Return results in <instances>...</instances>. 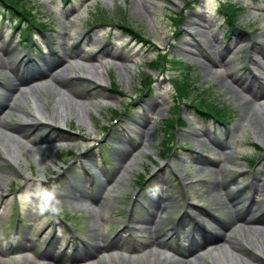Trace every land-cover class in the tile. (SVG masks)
I'll use <instances>...</instances> for the list:
<instances>
[{
  "label": "rangeland",
  "instance_id": "1",
  "mask_svg": "<svg viewBox=\"0 0 264 264\" xmlns=\"http://www.w3.org/2000/svg\"><path fill=\"white\" fill-rule=\"evenodd\" d=\"M13 1L44 30L24 32L29 22L0 5V150L14 146L22 163L20 170L0 154V257L26 248L38 264H173L171 255L189 257L201 242L199 232L194 243L183 233L193 223L206 230L207 241L218 235L211 225L217 232L233 233L242 241L241 254L249 256L248 229L226 225L218 215L225 208L217 202L230 206L228 199L235 198L237 213L248 215L253 206V218L264 211V138L256 134L258 127L264 133V116L256 112L264 100L252 101L229 78L257 75L249 57L255 48L264 51V0H230L239 10L231 24L221 16L224 0H143L146 12L138 8L140 0ZM195 14L204 17L203 28L188 25ZM118 24L128 25L145 42L124 36ZM27 34L30 47L23 39ZM203 49L216 60L224 54L227 65L211 66ZM254 58L264 62L258 54ZM156 59L161 76L147 67ZM40 68H49L48 76L37 77ZM89 68H98L104 81L88 77ZM62 71L59 86L74 96L65 99L79 101L81 96L87 106L69 107L64 123L54 115L49 125L37 116L24 124L19 113L32 114L25 105L30 91L18 83L37 87L41 106L50 113L57 91L51 76ZM183 81L188 95L178 99L173 82ZM111 86L119 95L111 93ZM202 99L226 108L227 121L196 116L194 107ZM244 99L251 103L250 112ZM175 110L185 124L170 129L166 122ZM7 128L25 140L7 134ZM202 131L207 135L201 144L181 135ZM213 159L222 175L200 164L211 166ZM211 180L224 183L228 193L212 192ZM253 183L259 191L254 192ZM45 189L55 190L60 215L38 213ZM157 199L166 208L156 212L157 228L148 230L136 219L152 216ZM79 200L86 205H77ZM190 204L206 210L213 223L193 210L181 220ZM254 229L264 246V226ZM154 230L163 256L150 260L146 243ZM114 253L142 257L136 262L109 258ZM197 253L202 257L198 264L218 263L205 251ZM11 264L31 263L20 259Z\"/></svg>",
  "mask_w": 264,
  "mask_h": 264
},
{
  "label": "bare ground",
  "instance_id": "2",
  "mask_svg": "<svg viewBox=\"0 0 264 264\" xmlns=\"http://www.w3.org/2000/svg\"><path fill=\"white\" fill-rule=\"evenodd\" d=\"M142 2H138L137 6L138 8H140L141 11H147L148 10V6L144 3L143 0H140ZM204 17L201 14H195L194 17H191V20L189 21L188 25H193V26H198V27H202V25L204 24L203 22ZM215 37H213V42L216 43L217 40L214 39ZM209 41H207L208 43ZM187 43V42H186ZM206 48H209L208 44H205ZM184 52H190L189 50L185 51V48H181ZM229 49V48H227ZM204 50V58L209 62V64L211 66H218V65H227V63L224 60V54H220L218 53V56L220 58V60H216L210 57V54L208 53V51L206 49ZM192 53L196 54L194 51H192ZM259 56H261L262 58H264V51H258L257 48H255L253 50V52L251 53L249 60H250V64H253V66H255V68L258 70H256L257 75L256 74H251L249 76V78H237L234 76V74H230L229 78L231 79V82L237 86L240 91L243 94H247L251 97L252 101H260V100H264V62L262 61H256V59L254 57L257 58V54ZM200 54V52H199ZM202 54H200L202 56ZM115 58L122 60L123 57L122 56H115ZM87 61H90L89 59ZM5 65V63H3ZM77 68L79 69V66H77ZM123 69L125 71H128L129 69L127 67H123ZM40 75H38L37 77L43 78L45 76H48V73H50V69L47 68L42 69L40 68ZM263 72V73H261ZM62 74V75H61ZM58 74H55L52 77V81L53 84L57 87V91L54 94V100H53V108L50 110V113H46V111H44V109L41 106L40 100L38 99V96L36 95V92L38 91V88L35 86H31L32 84L28 83L27 81L24 82H20L18 83V85L20 84L21 87L27 88L29 89L30 93H29V97L27 102L25 103V105H28V110L32 112V114H24L22 112H20V116L24 119L23 123L25 124H29L30 122H32L31 120H35L36 117L40 118V121L43 123H47L49 125V122L52 121L53 116L55 115L56 117H58V119L64 123L65 120L69 119L70 116V108L69 107H77L79 109L81 108H85L87 106V104H85V102L82 100L83 98L81 96H77L79 101H74L71 100V97H74L67 88H63L60 87L59 85H61L63 83V77L65 75V72L62 71ZM87 76L90 78H93L96 80V82L100 83L103 82V78L101 79V75L98 71V68H95L94 70H87ZM36 77V78H37ZM15 87L11 88V90L13 91ZM65 98H71L70 100H66ZM245 100V99H244ZM244 108L246 110H248V112L251 111V103L249 101H244L242 102ZM151 105L149 104L147 107L148 110H150L152 107H150ZM255 108H253V112H254ZM256 112L258 114H260L261 116H264V105H259V107L256 108ZM79 118L82 117L81 114L78 115ZM145 124V129H148V125L146 123ZM258 126V125H257ZM262 129L260 127H258V130L256 132V134H259L260 139L264 138V133H262L261 131ZM7 134H9L10 136L16 138V139H20L24 141V137L14 128H7ZM183 137H188L191 138L192 140H194L196 143L201 144V137H204L207 135V133L205 131H202V134H196L194 132H189V134L184 135L181 134ZM181 136V137H182ZM29 147L32 148V145L29 144ZM35 150L36 156L38 158H40V150L39 149H33ZM0 154L3 155L5 158H7L8 162L11 163L12 166L17 167L18 169L22 170L21 168V161H20V155L17 151V149L14 146H9V147H3L0 150ZM212 161V165L208 166V164H206L205 161H201L200 164L206 165V167H209L214 174H218V175H222L223 174V169L220 168L218 166V161L213 159ZM210 183V190L212 192L215 193H219L220 191L222 192H227L226 186L224 185V183H220L215 181H208ZM216 182V183H215ZM255 191L257 192L259 191V185L257 183H253ZM206 194V192L202 193V196ZM226 195V194H225ZM229 200V205L230 206H225V204L223 202L218 201L217 204L221 207L225 208L224 212H220L219 218L221 220H223L226 225L232 224L234 226H238V227H243L248 229L249 231V235L251 236V239L248 240V242L251 244L252 247V252L249 253V256L246 255H242L241 254V243L242 241L237 238L233 233H224L223 231L221 232H217L220 231V229L214 228L213 225H211V229H213V232H215L216 230V234H218L215 239L211 240V241H207L205 240V238H201V242L196 243V251L199 249L205 250V253L208 254L211 257H214L218 263L217 264H264V246H263V242L262 239H260V235L257 233L258 229H254V230H250L253 227H263L264 226V211H263V215L260 216L259 218H253L250 217L251 213H252V208L253 206H251V208L249 209V213L248 215H243L241 213H237V202L235 198L230 197ZM151 209H152V216H146V217H142V218H138L136 219L138 223H140V225L142 226H146V228L148 230H153L154 228H157L158 226V222H156V219L159 218V216L157 215L156 217V212L157 211H163L166 208V203L162 200H156L151 204ZM230 208V210H229ZM189 210H193V211H197L200 212L201 214L205 215V216H209L208 213L206 212V210L199 208L198 206H194L192 204L187 205L186 210L183 212V214L181 215V220L182 217H184L183 219H186L189 217ZM214 219L210 218V222L212 223ZM156 222V223H155ZM127 229L129 231H137L138 228L133 227V226H129L127 227ZM152 235L150 236V242L146 243L147 245V254L151 260V258H159L160 256H163V252H162V246L161 243H159L158 239V235H156V230L151 231ZM151 234V233H150ZM253 238V239H252ZM157 241V242H156ZM196 251L194 250V253L192 255H190L188 257L187 254H184L182 259L179 258H174L175 256H170L173 259V264H198V262L196 260L202 258L201 256L196 254ZM29 251H27L26 248H24V250L20 253H15L14 255H11V258H7V257H0V263L1 264H11L12 261H16L19 262L20 259H24L26 262H30L31 264H38L37 262H35L34 260H32L31 256L28 254ZM159 256V257H158ZM128 258L131 262H136V260L141 259L140 256H135L133 254H128L126 255H118L117 253H114L113 255H110L109 258L115 259V258ZM191 258V260H190ZM190 260V261H189ZM53 263H55L54 259L51 260ZM56 264V263H55ZM75 264H84L83 262H79V263H75ZM150 264H152L150 262Z\"/></svg>",
  "mask_w": 264,
  "mask_h": 264
},
{
  "label": "trees",
  "instance_id": "3",
  "mask_svg": "<svg viewBox=\"0 0 264 264\" xmlns=\"http://www.w3.org/2000/svg\"><path fill=\"white\" fill-rule=\"evenodd\" d=\"M0 5L4 6L3 8H7L6 10L8 11L11 10L12 13H15L17 15H19L23 20L28 19L29 17H31L32 15H30L25 9H20L18 7V1H13V0H0ZM226 7L223 9L224 10V14L226 15L227 19L232 23L234 21V18L237 17L238 12L239 11L236 7L230 5L229 3H226L225 5ZM19 24L20 21H18L17 23V27L16 29L19 28ZM33 26H35V29H38V24H34ZM121 26V25H120ZM28 28V26L26 27V29ZM121 28H123L127 33H129L132 37H135L138 39V41H143V39L141 37H139L137 35V33L135 31H131L130 27L128 25H123ZM157 60L153 61L152 64H150L151 67L155 68L157 66ZM176 89L178 91V94H180V96H186L188 95L186 92L188 90V85L186 83V81H183L181 83H179L178 85H176ZM197 112L199 113V115H202L203 113H205L204 115L208 114V115H213L214 117H217L220 119V117H225V113L222 112L221 108H215L214 105L210 102H207L206 100L202 99V101L200 100L199 105L196 106ZM175 119H171L168 120L167 123V127L173 128V122ZM179 120H177L178 122ZM182 124V123H180Z\"/></svg>",
  "mask_w": 264,
  "mask_h": 264
},
{
  "label": "clouds",
  "instance_id": "4",
  "mask_svg": "<svg viewBox=\"0 0 264 264\" xmlns=\"http://www.w3.org/2000/svg\"><path fill=\"white\" fill-rule=\"evenodd\" d=\"M38 213L40 215L50 214L58 216L61 214V208L58 205L57 195L55 190H43L42 195L38 197Z\"/></svg>",
  "mask_w": 264,
  "mask_h": 264
}]
</instances>
